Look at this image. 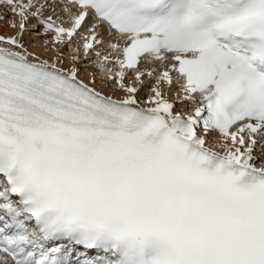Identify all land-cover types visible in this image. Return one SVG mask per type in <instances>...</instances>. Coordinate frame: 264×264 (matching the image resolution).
Segmentation results:
<instances>
[{
	"label": "snow or ice",
	"instance_id": "snow-or-ice-1",
	"mask_svg": "<svg viewBox=\"0 0 264 264\" xmlns=\"http://www.w3.org/2000/svg\"><path fill=\"white\" fill-rule=\"evenodd\" d=\"M0 264H264V0H0Z\"/></svg>",
	"mask_w": 264,
	"mask_h": 264
}]
</instances>
